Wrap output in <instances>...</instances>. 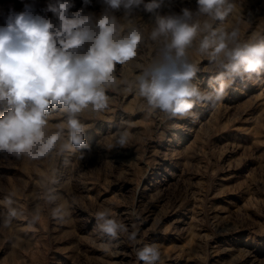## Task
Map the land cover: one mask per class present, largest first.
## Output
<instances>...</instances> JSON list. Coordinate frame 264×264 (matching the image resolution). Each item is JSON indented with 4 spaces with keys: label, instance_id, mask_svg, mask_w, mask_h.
<instances>
[{
    "label": "rangeland",
    "instance_id": "rangeland-1",
    "mask_svg": "<svg viewBox=\"0 0 264 264\" xmlns=\"http://www.w3.org/2000/svg\"><path fill=\"white\" fill-rule=\"evenodd\" d=\"M48 2L0 0V26L25 4L51 19L44 11ZM237 3L228 26L238 24L241 39L264 34V0ZM80 6L76 0L72 11ZM182 7L194 10L195 0H166L159 11L179 13ZM87 11L98 14L101 6L94 0ZM139 15L142 21L136 22L146 25L147 35L155 16ZM155 48L154 42L142 43L140 61L150 60ZM190 56L202 60L194 52ZM207 63L202 61L193 83L212 92L218 73L208 71ZM132 67L118 66V75L131 79ZM259 80L236 78L215 108L203 101L193 108L194 118L167 121L145 118L139 98L110 92V110L85 121L91 125L84 132L87 148L38 162L0 156V187L16 193L26 215L44 210L35 229H23V218L0 229V264H142L134 249L152 243L161 250L157 264H264V77ZM125 120L134 125L131 145L108 148ZM45 185L68 208L65 222L50 218L56 205L42 199ZM104 207L130 230L137 224L139 243L122 236L109 251L102 249L108 238L94 229L95 213Z\"/></svg>",
    "mask_w": 264,
    "mask_h": 264
},
{
    "label": "clouds",
    "instance_id": "clouds-1",
    "mask_svg": "<svg viewBox=\"0 0 264 264\" xmlns=\"http://www.w3.org/2000/svg\"><path fill=\"white\" fill-rule=\"evenodd\" d=\"M101 11H87L94 0H49L44 11L53 18L35 13L25 4L21 12H10L0 26V156L38 162L54 153L63 155L87 148L84 132L87 120L99 119L112 105L109 93L131 95L140 100L145 118L195 117L193 108L203 101L211 107L222 103L236 78L259 83L264 77V34L241 39L238 24L228 26L238 10L237 0H195V9L160 14L166 0H96ZM170 3V0H169ZM153 14L154 24L145 35L140 13ZM116 13H122L117 16ZM55 21V22H54ZM217 22L220 26H216ZM154 42V54L141 62L140 48ZM190 52L201 57L195 62ZM207 61L216 71L219 86L202 91L193 83ZM134 65L132 78L118 75L117 68ZM257 79H253V77ZM211 83V81H210ZM133 122L122 121L123 131L111 137L108 148L131 145ZM83 154H81V159ZM0 229H11L13 220L24 219L23 229H35L44 210L31 216L19 206L16 193L0 187ZM42 199L56 205L50 218L65 222L70 215L57 204L54 189L45 185ZM132 216L139 221V214ZM95 229L101 247L109 251L113 242L126 236L139 243V228L119 220L111 207L95 213ZM142 264L161 260L158 244L134 249Z\"/></svg>",
    "mask_w": 264,
    "mask_h": 264
}]
</instances>
